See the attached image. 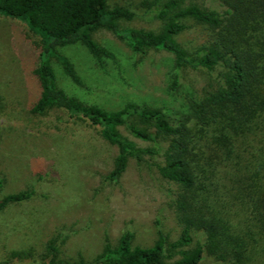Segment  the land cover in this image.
Returning a JSON list of instances; mask_svg holds the SVG:
<instances>
[{"label": "trees", "instance_id": "trees-1", "mask_svg": "<svg viewBox=\"0 0 264 264\" xmlns=\"http://www.w3.org/2000/svg\"><path fill=\"white\" fill-rule=\"evenodd\" d=\"M144 5L155 8L157 30L122 27L134 13L110 9L106 0H0V16L24 23L40 38L32 70L40 91L30 113L58 109L100 127L102 137L117 149L106 182H118L133 161L172 186L166 198L176 237L164 232L157 220L151 246H134V233L126 230L114 245L105 239L102 252L87 262L82 257L59 258L68 237L60 232L47 243L42 264L251 263L256 237L264 239V0H210L209 6L145 0ZM185 20L207 30L206 41L196 48L176 41L187 28ZM101 29L137 55L151 50L170 53L174 89L187 69L206 75L200 95L187 97L185 115L174 120L159 108L135 103L106 111L58 88L52 59L74 83L80 80L57 48L81 44L100 65L112 59L93 40V33ZM122 130L147 146H138ZM35 197L33 187L4 195L0 213ZM30 255L12 253L20 259Z\"/></svg>", "mask_w": 264, "mask_h": 264}, {"label": "rangeland", "instance_id": "rangeland-1", "mask_svg": "<svg viewBox=\"0 0 264 264\" xmlns=\"http://www.w3.org/2000/svg\"><path fill=\"white\" fill-rule=\"evenodd\" d=\"M144 1L106 0V4L134 13L131 21L121 22L122 27L157 30L155 8L148 9ZM186 1L210 4V0ZM184 23L187 28L176 37L179 44L196 48L206 41L203 26L192 20ZM93 40L112 59L100 65L81 44L57 48L72 64L80 84L51 60L58 88L86 105L116 111L127 103L145 104L178 120L187 112V97H198L206 86L204 73L187 69L179 87L172 88L175 70L168 52L137 55L105 29L93 33ZM40 47V38L24 23L0 16V198L32 187L37 194L0 213V264H42L47 243L60 232L68 237L59 258L82 257L87 262L102 252L105 239L114 245L126 230L134 233V246H151L157 220L164 232L176 237L166 198L171 185L133 161L118 182H106L117 149L102 137L100 127L58 109L30 113L40 91L32 74ZM122 133L138 146H147ZM14 252L31 255L20 259L12 256ZM250 253L248 264H264V239L256 237Z\"/></svg>", "mask_w": 264, "mask_h": 264}]
</instances>
